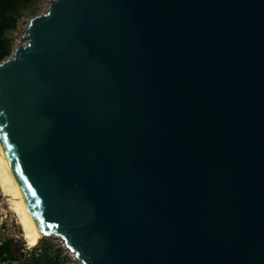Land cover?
<instances>
[{
	"label": "water",
	"instance_id": "water-1",
	"mask_svg": "<svg viewBox=\"0 0 264 264\" xmlns=\"http://www.w3.org/2000/svg\"><path fill=\"white\" fill-rule=\"evenodd\" d=\"M0 62V140L81 264H264V0H51Z\"/></svg>",
	"mask_w": 264,
	"mask_h": 264
},
{
	"label": "rangeland",
	"instance_id": "rangeland-1",
	"mask_svg": "<svg viewBox=\"0 0 264 264\" xmlns=\"http://www.w3.org/2000/svg\"><path fill=\"white\" fill-rule=\"evenodd\" d=\"M51 0H35L30 7L24 12V16L19 20L18 27L9 33L10 38L14 41V47L19 42H24L23 35L26 34V28L29 20L48 9ZM14 49V48H13ZM1 180V178H0ZM10 200L3 194L0 186V257H8L3 260H20L26 256L27 245L34 247L37 244H30L23 237L21 225L18 223L14 207L9 203ZM48 242L54 247H61L63 255L68 256L64 264H81L75 254L66 246L64 240L57 236H46L39 244ZM21 257V258H19ZM24 259V258H23Z\"/></svg>",
	"mask_w": 264,
	"mask_h": 264
},
{
	"label": "trees",
	"instance_id": "trees-1",
	"mask_svg": "<svg viewBox=\"0 0 264 264\" xmlns=\"http://www.w3.org/2000/svg\"><path fill=\"white\" fill-rule=\"evenodd\" d=\"M34 1L0 0V62L12 54L14 41L9 33L17 29L19 20ZM42 248L39 256L26 257L20 264H64L68 257L63 255L61 247H54L48 242L44 243Z\"/></svg>",
	"mask_w": 264,
	"mask_h": 264
},
{
	"label": "bare ground",
	"instance_id": "bare-ground-1",
	"mask_svg": "<svg viewBox=\"0 0 264 264\" xmlns=\"http://www.w3.org/2000/svg\"><path fill=\"white\" fill-rule=\"evenodd\" d=\"M0 186L3 194L9 198L14 207L18 223L22 228V235L30 244H37L46 237L40 231L33 214L30 210L28 200L19 184L16 173L6 155L0 140Z\"/></svg>",
	"mask_w": 264,
	"mask_h": 264
},
{
	"label": "built area",
	"instance_id": "built-area-1",
	"mask_svg": "<svg viewBox=\"0 0 264 264\" xmlns=\"http://www.w3.org/2000/svg\"><path fill=\"white\" fill-rule=\"evenodd\" d=\"M2 224V223H0ZM43 251V248H42V245L41 244H37L36 246L34 247H29L27 245V248H26V252H27V255L26 257L27 258H30V257H36V256H39ZM21 261L19 260H3V261H0V264H20Z\"/></svg>",
	"mask_w": 264,
	"mask_h": 264
},
{
	"label": "crops",
	"instance_id": "crops-1",
	"mask_svg": "<svg viewBox=\"0 0 264 264\" xmlns=\"http://www.w3.org/2000/svg\"><path fill=\"white\" fill-rule=\"evenodd\" d=\"M26 255H27V252L25 253ZM2 258H6V259H8V257H2ZM2 258L0 257V259L2 260ZM19 258H21V257H19ZM24 259H26V256L25 257H23ZM23 258H21L19 261H22L23 260Z\"/></svg>",
	"mask_w": 264,
	"mask_h": 264
}]
</instances>
